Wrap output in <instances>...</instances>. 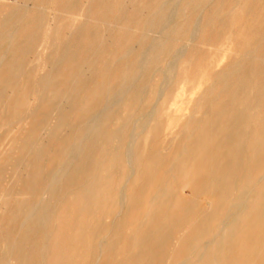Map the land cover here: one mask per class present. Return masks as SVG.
Instances as JSON below:
<instances>
[{"label": "bare ground", "instance_id": "obj_1", "mask_svg": "<svg viewBox=\"0 0 264 264\" xmlns=\"http://www.w3.org/2000/svg\"><path fill=\"white\" fill-rule=\"evenodd\" d=\"M0 1L2 4H4V2H5L4 0H0ZM12 1H13V3L10 2V4L11 3L13 4V6L11 5L12 7L6 8V6H4V7L0 6V72L7 71L8 75H9L7 78H9V80L11 81L10 85H12L13 87H16V84H18V82L23 81L24 78H26V73H25L26 68H28L32 64V60H29L27 57L28 52L30 53V51H28L30 44H33V46L35 45L34 48L36 47V44L37 45L39 44V46H41V48L43 47L42 48L43 52L37 58V64H38V68L42 69V71H43V69H45L47 67L49 68V71L47 72V74L45 76H43L39 79L34 78L32 80V82L30 80L26 79V80H24V83L17 85V87H19V86L21 87V94L19 95V98L14 103H12L11 105L8 102L9 107L7 109V112L16 111V110H18V111L20 110L22 112V110H24V105H23L22 100L25 99V100L37 102V105L35 107L32 106V108H31V112L34 114L37 111V109H40V110L43 109L45 104L48 103L52 98L60 96L64 99V102H63L64 107L62 106V108H64V109H62V112H63V110L66 111L65 106L67 104H69V106L67 105L68 107L66 109L71 108V110L73 109V111L77 110V112H79L80 115L78 117H75V119L72 121V123H68L64 117L66 115L69 116L70 111H69V114H66L65 116H64V114H62V112H59V114L61 113L64 116V117H62L63 119L61 117H59V115H57L58 119L56 118L57 119L56 123H54V121H53L51 123L52 125L48 124L49 122L45 121L47 118L45 116V119L43 120L45 123L41 124V125H37V127H36V128H38L37 130H39L38 134L39 135H41V134L50 135L51 134L50 136L53 137V135H52L53 131L61 130V132H63L64 128L67 126H68L66 128L67 130L69 127L71 129L72 126L74 124H76V122H80L81 124L79 123V125L80 126L85 125V127H82V126L80 127L78 125L77 129L80 131H77L75 129L76 131H74V133L72 134V132H73V130H72V132L70 133L71 136L69 135L70 137H66L68 139H66L67 141H66V144L64 146V150L61 149V151H62L61 157H59V155H58L61 153H58L57 151H56L57 155H56V152H54L55 153L54 155H56L58 157H54L53 154H48L46 157L43 156V154H41L42 150H44V149H42L43 147L42 148L36 147L34 144V141H33V138H35V137H33L31 140L28 137L26 131H23L19 137L12 140V142L10 143V146L8 148V152L5 155L4 160L7 162H13L15 160L17 167H18L15 170L16 173H22V174L28 176V180L26 181L25 184H22L18 189L11 190V189L5 188L6 190H1V192H0V202L2 201L0 204V264H66L65 261L72 258V257L73 258L74 257H77V258L80 257V259L86 257L87 251H85V250L88 248L89 245L86 242L87 240L85 241V238L83 237V235H81L79 233L80 228L84 227V226H82V222L79 223V221H78L75 224L77 227L73 225L74 227L71 228L70 230H68L67 233H65V234H64V230L61 227V225H59L57 230H53V228H52L55 221L60 222L62 220V218H60V213L62 211V209H61L62 203H66L67 201H72V199L79 193L76 190L75 191L72 190L71 185L68 186L71 183L66 181L68 183H65L66 185H64V182L62 183L61 181L65 180V179H69L72 176V174L74 175L75 172L80 171L79 172L80 175L79 174L78 175L81 177V173L85 172V175H86V172L88 173V172L92 171L93 174H91V177L93 178L92 175H94L96 178H93L92 180L87 178L91 181H89L88 183H85V184L83 183L80 187V190H81L80 195H83V196L88 195L87 196L88 198L89 197L92 198L91 193H93V194L95 193L94 192L95 186H97V185L100 187L105 186L102 183L105 182V179L110 178L112 172L110 171L111 174H109V176L107 177V175H108V169H107L106 175L104 174V175H101V177L97 178L99 168L96 169V167L99 166L100 164L104 165L107 162V159L105 158V156H101L98 154L95 155L94 152L97 149L99 150L100 148H102L101 143L106 138V136L111 139L110 134H108L106 131L108 130L107 129L108 125L111 123L110 118H112V117H114L113 122H115L114 123L115 124V128H114L115 130H113V136L112 137L116 141L118 139L120 140L119 136L123 133V132L121 133V131H124L126 129V127H128V125L132 121H133L132 123L135 124L134 126L132 125L133 126L132 132L129 135L128 141H126V143L123 146V154L125 153V155L123 156V159H122V164L125 167H129L132 170H134L135 166L139 165V164H137L138 158H137V151H136L137 142L141 138V136H139V135H141L147 129L146 124H148L153 118H155L154 117L155 116L154 113L156 114V112L154 111L155 107H152V109L150 111L151 113L149 115H147L146 118L142 117L143 119L137 118L135 120L134 118H132V116H130L128 109H130L131 107L133 108L134 106H130L132 100L130 101L129 92L135 88V86H134L135 84L139 85V82L137 81V80H139V79H137L138 76L135 77V75L130 74L131 73L130 71H133L134 69L136 71L138 69L137 74H139V72L140 73L146 72L147 69L152 68L154 66V60L159 58V56L161 55V51L164 49H168V50L171 49L172 50V48L173 49L177 48V50H176L177 52H178V50L183 51L185 48L189 47V45H191L193 43H197V45L205 44V45L213 46L215 43L213 40H206V39L204 40L203 39L204 29H206L208 27V25H211V28H213L215 25L214 19L218 15H220L222 12L226 11L227 10L226 8H228L230 10L232 8H235V7H243L244 9H246V8L250 9L249 11H247L248 14L246 13V16L249 17L248 21L244 19L245 24L240 28V30L235 34L229 33L224 38L225 39L224 43H226V42L230 43L229 51L230 50L235 51L238 55L244 54V52H243V48L245 46L244 42L253 38L254 33L257 32V30H258V28L254 29L255 26L253 25V21H251L252 16H254L255 14L259 15V20L254 21V23L255 24L260 23V19L264 16V0H166L167 2L161 3L162 5L159 4V1H161V0H141V4L140 3L139 4L142 6L144 5L146 10H147L146 11L147 13H145V14H147V15H145V18L136 17L134 15H132V16L130 15L131 17L128 18V15H127L128 13H127V11H125L127 9L124 10L127 14H125V15L122 14L124 16L120 15L118 13L119 12L118 10H117L118 12L115 11V8L118 5L126 3L127 5L129 4L127 6V7H129L131 4V1L135 2L137 0H81L82 7H81L80 11L77 13L76 17H74V21H73L74 22L73 25H75L77 21H80L81 27L78 30L77 29L74 30V26L72 25L66 29H59L58 31H55V33L53 35H51V37L49 39L45 36V33H48L49 31H51L52 28H51V23H50V25H46V27L44 26L46 16L50 13V11L56 12L57 10H59L60 13L69 12V9L71 7H74L73 3H72L74 1H72V0H12ZM28 1L29 2L31 1V2H30V4L28 3V5L26 6ZM162 1L164 2V0H162ZM168 2H170V3H168ZM204 2L205 3L209 2L212 5L211 9L208 11H205L203 9L201 12V9L203 7L201 9L199 7L200 13L198 12V14L196 16H194L195 18L192 19L191 15H190L191 12H189V10L191 9L190 8L191 5L193 4L192 6H194V4L196 5V4H199V3L201 4ZM71 3H72V6L70 5ZM74 3L77 5L79 3V0L77 3L76 2H74ZM55 4L57 5L56 7H55ZM69 5L71 7H69ZM202 6H204V5H202ZM118 7H120V6H118ZM134 7H136V6H134ZM192 9H193V7H192ZM199 9L197 8V9H195V11L199 10ZM140 10L142 11V8L139 9V12H140ZM143 10H145V9H143ZM122 11H123V9H122ZM192 11H194V10H192ZM120 13H122V12H120ZM224 13H226V12H224ZM53 14H55V13H53ZM188 15H190V17H188ZM206 15L209 16L208 21L204 17ZM223 15L226 16V14H223ZM78 17H82V18H78ZM222 18L223 17H221V20H222ZM224 18H226V17H224ZM242 18H244L243 13H242ZM177 19H180V21L182 19L183 22L180 23V21H179V23H180L179 25L175 24V20H177ZM183 19H186V21H184ZM205 21L207 23H205ZM79 25H77V26H79ZM154 27H155V30L160 29L159 31L157 30L159 32L158 36L156 35L157 32L154 31ZM97 28L101 29L98 39L102 38L103 43L101 44V46L99 45L100 48L98 46L96 47V49L99 48L98 50L95 49L92 52H88V51H90V49H89L88 51L85 50L86 52L84 51L85 54H82L83 48H81V47H82L83 43L85 41H87L88 35L90 34V31L92 29H94V31H95ZM213 29H212V31H214ZM60 30H62V31H60ZM234 30H235V28H234ZM142 31L146 32L147 35L149 33H150L149 35H151L150 31L156 32L155 35L157 36V38L152 39V40L150 39V42H149L148 38H146V36H147L146 35V36H143L146 38V40H144V39L142 40V38H140L141 35L139 36V34ZM212 31H209V33ZM61 32H69V33L70 32H73V33L76 32V34L74 35L72 40L67 37L69 40L66 39V41L68 40V42L63 43L58 38V35L61 34ZM95 32L97 33V31H95ZM46 38L48 39V41H47L48 43H46ZM260 38H261V36H260ZM260 38L258 37V39H260ZM93 39L94 38L92 37V40L91 39L90 40L93 42ZM98 39L96 40L97 42H98ZM146 41H147V43L149 42L148 45L146 44ZM262 43H264V42H262ZM88 44H90V43H88ZM96 44H98V43H96ZM96 44L93 42V46H95ZM90 45H92V44H90ZM139 45H142L140 50L137 47ZM86 47L87 46H85V48ZM88 47L90 48L91 46H88ZM257 47H259V46H257ZM134 48L139 50V52L136 53L137 59H135L134 62L125 61V60H127L126 57H130V55H132V54H134V57L136 56L135 53H133ZM254 51H256V50H254ZM31 52H32V50H31ZM261 52H262V50H261ZM181 53H183V52H181ZM263 53H261V54H263ZM162 54H163V52H162ZM250 54H252V53H250ZM253 55H254V52H253ZM179 56H180L179 59H177L178 63L180 62L179 68L184 69V74L181 72L179 73V71L177 72V67H176L177 63L172 64L169 61L170 63H168L169 65L167 66V70L163 74V80H164V83L165 82L168 83L169 80H172L174 77H179V76L181 77L183 75L182 82H181L182 84L180 86V90L176 93V95L173 98L169 99L168 107L163 109V111H161V112L170 114V111L174 108V111L178 114V117H177V119H170L166 127H167V129H173V128H177L178 126H180L182 132H186L189 128V123L187 121L185 122L184 120L186 119L188 113L190 111L197 112V111L201 110L200 109L201 107L199 104H195L194 106H191L192 101L195 99V93L197 92V90L202 88L203 85L207 84L208 81L207 82L202 81V79L204 77L203 73L198 74L199 69L202 68V65L199 62H195V64H193V63L191 64V61H190V63H189V61L185 57L184 53L180 54ZM195 56H197V55H195ZM162 57H163V55H162ZM245 57H246L245 59L247 60V56H245ZM249 57H251V56H248V58ZM67 58H69V60H71L73 62L74 61L77 62L76 63L77 67H76V69L71 70L68 73V75L66 76V80L62 83L63 86L58 88L56 86L57 85L56 84L57 78L62 75L60 67L62 65L63 60H65ZM119 58L121 60L125 59L124 60V63L126 62L125 64L121 62L122 64H124L123 65L124 70L120 72L119 68H117L120 74L118 73V76L116 75L115 79H112L111 67L113 66V63H114L113 61L115 59L119 60ZM225 58H226V55H224L223 58L219 60V62L221 60L223 61ZM256 58H258L259 61H264V55H258V56H256ZM132 59H133V55H132L131 60ZM118 60H115V61L117 62ZM242 60L243 59H241V61ZM253 61H254V59H253ZM156 63H158V62H156ZM253 63L254 62H252V64L251 63L250 64L253 66ZM114 66L112 68H114ZM116 66H117V64H116ZM236 67L237 66H233V68H235V70L233 72H236L237 69H239L238 67L236 69ZM248 68H249V70L247 71V73L249 76L250 75L249 71H250L251 67H248ZM189 69H191V70H189ZM224 69H226V68H224ZM228 70H226V73H224V75H223L224 77L227 76L226 74H227ZM147 72H150V70ZM258 72H260V71H258ZM132 73H134V72H132ZM231 73H232V71H231ZM231 73H228V77H226V78H229V76H231ZM262 73L263 74L261 75V77L264 75V72H262ZM150 74H152V73H150ZM237 74H239V73H237ZM147 75L149 76V73ZM232 75H234V73H232ZM235 75H236V73H235ZM87 76L95 77L97 79H96L95 85H93L92 87H89V89L85 90L84 86L86 85V82H85L86 80L85 81H82V80H83V78H85ZM145 76H146V73H145ZM145 76H143V77H145ZM218 77L215 76L213 79L217 78V80H218ZM237 78H239V76H237ZM237 78L235 80H237ZM250 78H251V80H250L251 82L244 86L242 96H240L239 92H238V95L240 96V99H238L239 102L233 101L232 98H234V96H236V95H234V96L229 97V99L227 100V103H226V104L232 105L235 108V110L236 109L238 110L237 112L240 111V113H242L244 115L239 116L238 118H235L232 116H227L226 112H223V113H226L224 115L221 114V112L223 110H219V109H221V107H223V106L224 107L227 106V105H223L224 100H221L219 102V104H211L210 111L211 112H215V111L220 112V113L216 114V116H219L221 114V116L218 117V119H217L218 123L215 122L216 121L215 119L217 118L215 116V119L213 118L215 120V121L213 120L215 122L214 126L213 125L209 126V124L213 123V121H211V122L209 121V124H207L206 127L200 129L201 131H200L197 139L193 142V145H191L189 148L187 146L183 147V149H185V150L190 149L191 151H193V154H196V155L198 154V156H200L202 159L208 160V162L210 161V165H209L211 167L210 171L211 172L215 171V174H210V178L207 181V188L213 192H215V191L219 192V196L217 197V200L213 199L210 203V206L212 207V211L208 214L207 219H205V221H203V223H201L199 225V227H197V229H196V234L200 235L199 238L201 236H205V235L208 236L212 233V231H213L212 227L214 225L213 221H215L214 219L218 218L221 215L220 212H218L219 206L223 205L224 203H227L229 201V198H231L230 202L233 201V197H232L233 193L237 189L243 188L244 180L240 184H237V182H236L237 178H234V176L237 175L236 174L237 152L240 150L246 149L245 147L247 144L245 145V142H248V140L251 138V136H249L250 135L249 129L251 128L252 123H255L256 121H258L262 117H264L263 114H260L259 112L256 114L255 113L256 110H253V109H255L254 108L255 105H254V102L251 101L250 96L248 94L249 93H257L260 96L261 90L257 89V87H255V83H256L255 79L257 78V76L254 77L252 75V77H250ZM143 79H145V78H143ZM224 80H226V79H224ZM262 80H263V78H262ZM7 81H6V83H7ZM81 81H82V83L85 82V83H83V84H85L84 86H83V84L81 85V83H80ZM259 81H261V80H259ZM147 82L149 83V81H147ZM147 82L145 83V85L147 84ZM191 82H192V86H191V88L188 89L187 85ZM218 82L222 83L223 81L219 80ZM227 82H228V80L224 83H226L227 85L233 84V82L230 83L231 81L228 83ZM116 83H117V85H119L118 87H116V91L118 90V88H119V90L117 92L115 91L112 94L111 91L112 90L114 91V89H115V88L114 89H112V88L114 87V84L116 85ZM224 83L222 85H224ZM243 83L244 82L241 81V87H242ZM258 83H260V82H258ZM262 83L264 84V82H261V84ZM142 85L145 86L143 83H142ZM152 85H153V82H152ZM215 85L216 84H214L212 86V89H214ZM222 85H220V86H222ZM6 86H7L6 84L4 85V84L0 83V89H4V90L8 89L9 85L7 87ZM88 86H89V84H88ZM88 86H87V88H88ZM165 86H166V84H164V87ZM147 87H146V89H148ZM164 87H162V88H164ZM231 87L233 88L234 86L231 85ZM143 88H145V87H143ZM143 88H141V90L138 89L140 92L138 91L137 93H135L134 97H136V99H137V97H141V93H142ZM259 88H261V87H259ZM164 89L157 93L156 101L158 99H164V100L166 99L167 92H165ZM212 89L210 87L209 92H212ZM219 89L226 91L223 89V87H221ZM262 89H264V88L262 87ZM231 90L229 89V91L231 93H233V89H231ZM147 91L148 90H146V92ZM219 91H218V93H216L217 96L214 98L218 97ZM236 91H238V90H236ZM3 92L1 95H3ZM209 92L206 94L207 96H208ZM230 92L228 94H231ZM241 92H242V89L240 90V93ZM131 93H133V92H131ZM131 93H130V96H131ZM212 93H211V95L214 96L215 94H212ZM224 94H226V92H224ZM132 96H133V94H132ZM223 96H226V95H223ZM263 96H264V94H263ZM3 97H2V99H3ZM145 97H148V96L145 95ZM236 97L238 98V96H236ZM141 98H140V100H141ZM259 98H261V97H259ZM2 99L0 102H3ZM126 99H128V100H126ZM210 99L208 98V100H210ZM261 99H263V98H261ZM57 100H56V102H57ZM142 100L144 101V99H142ZM208 100H206V101H208ZM141 101H140V103H141ZM261 101L262 100H260V99L258 100V103H259L257 105L258 108L261 104ZM65 102H67V104H64ZM95 102L98 103V105L93 110V105ZM128 102H130V104ZM203 102H204V100H203ZM208 102L211 103V101H208ZM126 103H128V106H130V107L124 106V104H126ZM207 104H209V103H207ZM51 105L52 104L50 103V106ZM137 105H139V104L137 103ZM147 105L148 104L144 105V108H142L143 111L145 109V106H147ZM140 106H139V108H140ZM224 107L222 109H226ZM117 108L119 110H117ZM197 108H199V110ZM207 108H209V107L207 106ZM51 111H52V109H51ZM139 111H142V110H139ZM203 111L205 114L206 110L203 109ZM203 111H202V113H203ZM31 112L29 111V113L26 112V114H25V112L23 111L20 114V116L18 115L19 118H17V119L20 122L26 121L30 117ZM134 112H135V110H134ZM51 113H53V112H51ZM51 113H49V115ZM130 113H131V111H130ZM134 114L135 113H133V115ZM136 114L134 116H136ZM192 115H193V113H192ZM3 117L4 116H2V119H0V120L3 121V119H4ZM190 117H192V116L190 115ZM190 117H189V119H190ZM200 117H201V115H200ZM200 117H199V119H195V120L201 121ZM50 118L51 117H48V121L50 120ZM157 118H155V119H157ZM40 120H42V118H40ZM211 120H212V118H211ZM2 121H0V122H2ZM109 121H110V123H109ZM82 122L84 123V125ZM160 122L161 121L159 120L158 123H160ZM9 123H11V122H9ZM197 123H198V121H197ZM232 124H233V127L235 126L237 128L234 129L231 133L228 130V127H231ZM75 126L76 125H74V128L77 127V126L76 127ZM156 126H159V124L155 125V127ZM217 126H221V128L224 129L223 131L226 130L225 131L226 133L228 131V133H227L228 136L230 135V133L233 134L234 131L237 133L240 132L241 138L234 140L232 143L229 142L231 144V146L224 144L223 147H221V150L217 151L213 155H209L211 149L215 146L216 140H215V137H213L212 135L214 133L213 128H215ZM190 127H191V125H190ZM193 128L191 129V131H194ZM110 131H111V129H110ZM147 132H149V131H147ZM67 135L68 134H66V136ZM190 135H192V132ZM216 135H218V132L216 133ZM222 136H223V134H222ZM228 136L226 137V139L228 138ZM246 136H247V138H246ZM51 137H49V138H51ZM182 137H183V135H182ZM53 138H51V139H53ZM254 138L257 139V138H260V136L257 137L256 133H255ZM39 139L37 142L40 141ZM56 139H57V135H56ZM35 140H37V137L35 138ZM106 140H107V138H106ZM53 141H56L55 138ZM255 141L256 140L254 139L253 142H255ZM62 142L64 143V141H62ZM35 143H36V141H35ZM45 144L46 143H44L43 146ZM57 144H59V143H57ZM122 144H123V142H122ZM50 147H52V144H50ZM56 148H58V145L56 146ZM56 148H54V150ZM60 148H61V145H60ZM60 148H59V150H60ZM50 149H52V148H50ZM114 149H116V148H114ZM185 150H184V152H186ZM112 152H113V150H112ZM118 152H119V150H118ZM48 153H50V152H48ZM242 153H243V151L241 152V155H242ZM105 154H107V153H105ZM110 154H112L111 151H110ZM116 155L118 156V154H116ZM240 157H239V159H241ZM242 157H243V155H242ZM176 158H178V156ZM91 159L94 161V162L92 161L94 163L92 166H95L93 170L91 168H90L91 170H89V167H91L90 164H89V166H87L88 165L87 162L89 160L91 161ZM116 159H118V158H116ZM47 161H48V164H45V162H47ZM111 161H115V159L114 160L112 159ZM173 161H172V164H173ZM185 161L186 162L183 161V163L180 164L179 166H176V168H178L183 173L185 172L186 167H188V165H186L187 160H185ZM240 161L241 160H239V162ZM120 162H121V158H120ZM239 162H238V164H239ZM42 164H45L46 166L45 165L43 166ZM112 164H113V162H112ZM115 166H116V164L113 167L114 169H116ZM119 166L122 167L120 165V163H119ZM170 166L172 168V165H170ZM117 167H118V165H117ZM173 167H175V166H173ZM171 168H170V170H171ZM2 169H3V167L0 168V172L4 170V169L3 170ZM118 169H119V167L117 168V170ZM135 172H134L135 173L134 177L137 179L139 177V172L138 171H135ZM76 175L74 177H76ZM117 175L113 174L112 175L113 177L111 176L113 179H110V180H114L115 176H116V178L118 177L120 179L119 174H117ZM211 175H215V176H211ZM5 176L6 175L3 174L2 177H5ZM190 176H191V174H190ZM174 177H175V175H174ZM262 177L263 176L261 175L260 178H262ZM82 179H84L83 176H82ZM78 182L82 183V181H80V180H78ZM77 183L75 185H77ZM80 183H79V185H77V187L80 186ZM72 184H73V182H72ZM124 185H126V184L124 183ZM107 187L109 188L110 185H108ZM107 187L106 186L103 187L102 190L107 188ZM112 188L111 189L109 188V189L112 190ZM125 188H126V186H125ZM162 188H164V186ZM162 188H159L158 190H160ZM122 189H124V187ZM102 190H100V191H102ZM110 190L105 189L103 191H108V194H109ZM165 190H166V188H165ZM111 192H114V191H111ZM111 192H110V194H111ZM163 192H166V191H162V194H163ZM192 192H193V190H192ZM99 193H98V189H97V194H99V195H101V193H104V192H99ZM89 194H91V196H89ZM112 194H111V196H112ZM125 198H126V196H122V197L120 196L119 201H123V203H124ZM20 199L22 201H20ZM81 199H83V197ZM93 199H95V198H92L91 201ZM100 199H101V197H100ZM105 199H106V201L108 200L106 196H105ZM109 200L111 201V199H109ZM247 200H248V198H247ZM97 201L99 202L98 199H97ZM106 201L104 200L102 202L106 203ZM110 201L107 202L108 206H109ZM114 202H116L115 199H114ZM241 203L242 202H240V204ZM93 204L96 205V203H93ZM240 204H239V206H240ZM103 205H104V203L102 204V207H103ZM262 205H264V204H262ZM108 206H107V208H108ZM120 206H122V204ZM241 206H242V204H241ZM97 207L95 206V208H97ZM91 208H93V206ZM88 209H89L88 211H91L90 207ZM79 210H81V209L79 208ZM238 210H240V209H238ZM92 211L94 212L95 209ZM70 212H71V209H70ZM120 213H122V211ZM119 214L117 211V215H119ZM101 215H102V213H101ZM110 216H113V213L110 214ZM230 216H231V213H230ZM69 217L70 216H68V218ZM115 217H116V215H115ZM99 218H100V216H99ZM113 218H114V216H113ZM76 219H78V218H76ZM73 220H74V218H73ZM82 220H84L83 222H85V221L89 222L88 220H85V219H82ZM105 220H107V219L105 218ZM110 220H113V219L111 218ZM192 220H195V219H192ZM37 223H38V225H37ZM96 223H97V221H96ZM86 224H89V223H86ZM140 224H142V223H140ZM233 225H234V223H233ZM87 227H88V225H86V228ZM92 227H93V225H92ZM112 227H113V225L111 226L110 230L112 229ZM89 229H91V228H89ZM97 229H96L95 233L98 232ZM83 230H84V228H83ZM110 230L105 231L104 235L110 237L111 235L114 236L116 234L115 233L116 230H114L115 232L110 231ZM218 230H219V234H222L221 236H225L227 233H230L233 230V226H228V223H225L223 226H220L218 228ZM88 231L89 230H87V234L89 233ZM53 233H54V235H53ZM164 236H166V235H164ZM70 240L76 241L75 244L69 245L68 242ZM79 243L82 244L83 248L79 246ZM108 243H109V241L107 240L106 245ZM106 245L102 248V250L100 252L101 255L102 254L104 255L108 251V247L105 248ZM181 245H182V247H184L183 243H179L178 248L175 249L173 251V253H171V255L169 256L170 262H172L174 264L178 263V260L176 258L179 256V253L182 249ZM215 247L216 246L211 247V252L213 250H215ZM99 248H100V246H99ZM112 248H113V246H112ZM203 253L204 252H202V254ZM101 255H99V256H101ZM206 255L208 256L207 253L206 254L204 253V255H203L204 258L202 259V262H204V263L207 262ZM61 256H62V258H60ZM200 256H202V255H200ZM93 257H94V255H93ZM76 261L74 263H76ZM182 263H183V260H182Z\"/></svg>", "mask_w": 264, "mask_h": 264}, {"label": "rangeland", "instance_id": "obj_2", "mask_svg": "<svg viewBox=\"0 0 264 264\" xmlns=\"http://www.w3.org/2000/svg\"><path fill=\"white\" fill-rule=\"evenodd\" d=\"M4 1H5L4 4H2L0 1V4H1L0 6H2V7L6 6V8L13 6L12 0H4ZM72 1H74L76 3L78 2V0L77 1L72 0ZM161 1H159V4L167 2L166 0H164V2L163 1L161 2ZM10 2H12V3L10 4ZM30 2L28 1L26 6L28 5V3L30 4ZM74 2H72L74 7H71L72 3L70 4L71 6L69 5V7H71L69 9V12L60 13L59 10H57L56 12L50 11V13L46 16L44 26L46 27V25H50V23H51V28H52L51 31H49L48 33H45V36L48 39L51 37V35H53L55 33V31H58L59 29H66L69 26L73 25L74 17H76L77 13L80 11V9L82 7L81 0H79V3L77 4L78 6ZM133 2L131 1V4L129 7H127L129 4L127 5L126 3H123L121 5L117 4L120 7L117 6L115 8V11L118 10L119 12L118 11L117 12L120 15H122V14L125 15L128 13L127 14L128 18H130L132 15H134L136 17H140V18L141 17L145 18V15H147V14H145V13H147L146 12L147 10H146L144 5L143 6L140 5L141 0H137L134 3ZM168 3H170V2H168ZM204 3L196 4L197 6L195 4H194V6H192L193 4L191 5L190 8L192 9V7H193L192 10H194V11H192L191 9L189 10V12H191V14L190 13L189 14L191 15L192 19L195 18L194 16H196L198 14V12L200 11V9L202 7L203 8L201 9V12L203 9L205 11H208L211 9L212 5L209 2H206L205 4ZM202 5H204V6H202ZM56 6L57 5L55 4V7ZM134 6H136V7H134ZM139 7L142 8L143 12L141 10L139 12V9H140ZM199 7H200V9H199ZM194 8L195 9L198 8L199 10H196L197 11L196 12ZM122 9H123V11H122ZM125 9H127V10H125ZM143 9H145V10H143ZM226 9L227 10L224 11L226 13L222 12L220 15H218L214 19L215 25H214V27L212 26L214 29L211 28V25H208V27L206 29H204L203 39L204 40L205 39L206 40H213L215 42L213 46H209V45H205V44L197 45V43H193V44L189 45V47L185 48L186 50L184 49L183 51L178 50V52H177L176 51L177 48L176 49L172 48V50L171 49H169V50L164 49L161 51V55L159 56V58L154 60V66L152 68L147 69L146 72L140 73L138 71L140 74L139 75V74H137L138 69L136 71H135V69L133 71H130L131 72L130 74L135 75V77L138 76L137 79H139V80H137L139 82V85L135 84L134 85L135 88L129 92V98H130V101L131 100L132 101H131V104H130V102H128V103L130 104V106H134L133 108L131 107L130 109H128L130 116H132V118H134L135 120L137 118L138 119L139 118H141V119L146 118L147 115H149L151 113L150 111H151L152 107H155L154 111L156 112V114L154 113V115H155L154 117L155 118L158 117V118L157 119L153 118L148 124H146L147 129L141 135H139V136H141V138L139 137L140 139L137 142V146H136L137 158H138L137 164H139V165L135 166L134 170H132L129 167H125L122 164V159H123V156L125 155V153L123 154V146L126 143V141H128L129 135L132 132L133 126L135 124L132 123L133 121L130 124L128 123L129 124L128 127H126V129L124 131H121V133L122 132L123 133L119 136L120 140L118 139L119 141L118 140L116 141L112 137L113 136V130H115L114 129L115 128V124H114L115 122H113L114 117L110 118L111 123L109 121L110 124L108 123L109 124L108 128H107L108 130L106 132L108 134H110L111 139L106 136L107 140L105 138L103 140L104 142L102 141V143H101V147H102V148H100L101 150L97 149L94 153H95V155L98 154L101 156H105V158L107 159V162L104 165H101V164L99 165L101 168L99 166L96 167V169L99 168V171L97 170L98 171L97 178L101 177V175H104V174L106 175L107 169H108L107 177L109 176V174H111V172H112L111 176L113 174L114 175L119 174L120 179L118 177L116 178V176H115L114 180H110V179H113L112 178L113 176L112 177L110 176V178L105 179V182L102 183L106 187L108 185H110V187H109L110 189L112 187L114 188V189L112 188V190H110L108 187H107L108 189L105 188L106 190H110V192L114 191V192H111V194L113 193L112 196H111L110 192L108 194V191H103L105 189L102 190V188L105 186L100 187L98 185L95 186V188H94L95 193L94 194L91 193L92 198H95L92 201H91L92 198L87 197L88 195L87 196L80 195L81 194V190H80L81 185L83 183L84 184L88 183L93 178H96L94 175H92L93 178L91 177V174H93L92 171H90L88 173L86 172V175H85V172L81 173V177L79 176L80 171L75 172L74 175L72 174V176L69 179H65V180L61 181L62 183L64 182V185H66L65 183H68V182L71 183L68 186L71 185V189L74 191L76 190L79 193L72 199V201H67L66 203H62V205H61L62 211L60 213V218H62V220L60 222L55 221L52 228H53V230H57L59 225H61V227L64 230V234H65V233H67L68 230H70L71 228L76 226L75 224L78 221H79V223L82 222V226H84V227L80 228L79 233L81 235H83V237L85 238V241L87 240L86 242L89 245L88 248L85 250V251H87L86 257L81 258V259H80V257H78V258L72 257V258L65 261L66 264H94V263L95 264H168V263L174 264V263L169 261V256L171 255V253H173V251L175 249L178 248L179 243H183L184 247H182V245H181L182 249L179 253V256L176 258L178 260L177 264H264V205H262V204H264V117L261 116L263 119L261 118L260 120L256 121L257 123L256 122L252 123L251 128L249 129V131H250L249 136H251V138L248 140V142H245V145L247 144L245 147L246 149H243V150H240L237 152V156H236V174L237 175H235L236 177L234 176V178H237L236 179L237 184H240L244 180L243 188L237 189L233 193V196H232L233 201L230 202L231 198H229V201L227 203H224L223 205L219 206L218 212H220L221 215L218 218L214 219L215 221H213L214 225L212 227L213 228L212 233L208 236H206V235L201 236L200 238H199L200 235L196 234V229H197V227H199V225L201 223H203V221H205V219H207L208 214L212 211V207L210 206L211 201L213 199L217 200V197L219 196V192H217V191L213 192L207 188V181L210 178V174H215V171H212V172L210 171L211 170V167L209 166L210 161L208 162V160L202 159L200 156H198V154L197 155L193 154V151H191L190 149L189 150L183 149V147L187 146L189 148L191 145H193V142L197 139V137L201 131L200 129L206 127L207 124H209V121L210 122L213 121L215 119L216 114L220 113L218 111L211 112L210 111L211 104H219V102L221 100H224L223 105H227V106L226 107L223 106L226 109H222L223 107H221V109H219V110H223L221 112V114L224 115L227 113V116H232L235 118H238L239 116L244 115V114L240 113V111L237 112L238 110L237 109L235 110V108L232 105H229L226 103H227V100L229 99V97L234 96V95L238 96V98L236 96H234V98H232L233 101L239 102L238 99H240V96H242V94H243V88L245 85H247L251 82L250 77H252V75L254 77L257 76V78L255 79L256 80L255 87H257V89L261 90V93H260L261 95L259 96L257 93H249L248 95L250 96L251 101L254 102V105H255L254 108L255 109H253V110H256L255 113L257 114L259 112L260 114H263V116H264V100H263L264 99V96H263L264 89H262V87L264 88V84L263 83H262L263 85L261 84V82H264V75L261 77V75L263 74L262 72H264L263 71L264 70L263 69L264 68V61H259L258 58H256V56H258V55H264V53H263L264 52V43H262V42H264V16L260 19V23H256V24L254 23V21L259 20V15L255 14L254 16H252L251 21H253V25L255 26L254 29L258 28V30H257V32L254 33L253 38L244 42L245 46H244V48L242 47L244 54L238 55L235 51H232V50H230L231 52L229 51L230 43L229 42L224 43V40H225L224 38L229 33L235 34L240 30V28L245 24L244 21L245 20L248 21L249 17L246 16V13L250 9L249 8L244 9L243 7H235V8H232L231 10L228 8H226ZM124 10L127 11V13ZM120 12H122V13H120ZM53 13H55V14H53ZM242 13H243L244 18H242ZM223 14H226V16H224ZM124 15H122V16H124ZM190 15H188V17H190ZM204 17L208 21L209 16L206 15ZM221 17H223L222 20H221ZM224 17H226V18H224ZM78 18H82V17H78ZM183 20L186 21V19H183ZM179 21H180V19L175 20V24L179 25L181 22H183L182 19H181L180 23H179ZM205 23H207V22L205 21ZM75 25H73L74 30L75 29L78 30L81 27V22L77 21ZM77 25H79V26H77ZM234 28H235V30H234ZM94 29H92L90 31V34L88 35L87 41H85L83 43V45L81 44L82 45L81 48H83L82 54H85V52H86L85 50L88 51L90 49V51H88V52H92L96 49L97 46L100 48L101 44L103 43L102 38L98 39L101 29L97 28L95 30V31H97V33L94 31ZM212 29L214 31H212ZM157 30L159 31L160 29L155 30V27H154V31H156L157 33L150 31L151 35H149L150 33L147 35L146 32L142 31L139 34V36L141 35L140 38H142V40L143 39L146 40V38H148V40L150 42V39L151 40L156 39L157 36L159 35V32ZM60 31H62V30H60ZM209 31H212V32L209 33ZM72 33L73 32H70V33L69 32H61V34L58 35V38L61 42L66 43L69 40L68 38H70L72 40L74 35L76 34V32H74L73 34ZM155 33L157 36L155 35ZM259 35L261 36V38ZM91 36L95 39V40L93 39V42L95 44L98 43L95 46H93V42L91 41L92 40ZM143 36H146V38ZM258 37L260 39H258ZM47 38H46V43H48ZM96 38L98 39V42L96 41L97 40ZM66 39H68V40L66 41ZM147 41H146V44L148 45L149 42L147 43ZM88 43H90L92 45H90ZM256 45L259 47H257ZM30 46H29L30 50L28 49V51H30V53L28 52L27 57L29 60H32V64L28 68H26V70H25L26 78H24V80L28 79L32 82V80L34 78L39 79V78L45 76L47 74V72L49 71V68L47 67V68L43 69V71H42V69L38 68L37 58L43 52V49H42L43 47L41 48V46H39V44L38 45L36 44L35 48H34L35 45L33 46V44H30ZM85 46H87V47L85 48ZM88 46H91V47L89 48ZM139 46H137V47L140 50L142 45H139ZM99 48H97L96 50H98ZM135 48H134L133 53H135V55H136V53H138L139 50L135 49ZM31 50H32V52H31ZM254 50H256V51H254ZM261 50H262V52H261ZM162 52H163V54H162ZM181 52L184 53V55L187 58V60L189 61V63H190V61H191V64L192 63L195 64V62H199L202 65V68L199 69L198 74L203 73L204 77H203L202 81H206V82L208 81L207 84L203 85V87L200 88L199 90H197V92L195 93V99L192 101L191 106H194L195 104H199L201 107V108L200 107L199 108L201 110L197 111V112L190 111L188 113L186 119L184 120L185 122L187 121L189 123V128L186 132H182L180 126H178L177 128H173V129H167L166 126H167L169 120L170 119H177V117H178V114L174 111V108L170 111V114L161 112V111H163V109L168 107L169 99L173 98L176 95V93L180 90L183 75L181 77L180 76L174 77L172 79L173 81L169 80L168 83H166V82L164 83L163 74L167 70V66L169 65L168 63H170V62L172 64L177 63V66H176L177 72L179 71V73L181 72L184 74V69L179 68L180 62L178 63V60H177L180 57L179 55L183 54ZM253 52H254V55H253ZM250 53H252V54H250ZM261 53H263V54H261ZM132 55H133V59L131 60ZM132 55H130V57H126L127 60L122 59L123 60L122 61L119 58V60L115 59V60H118L117 62L115 60L113 61L114 62L113 66L114 65L115 66H114V68H112L113 66L111 67L112 79H115L116 75L118 76L119 71L121 72L124 70L123 65L126 63V62L124 63V60L127 62L128 61L134 62L135 59H137V55L135 57H134V54H132ZM162 55H163V57H162ZM195 55H197V56H195ZM224 55H226V58L223 61L221 60L219 62V60L222 59ZM245 56H247V60L245 59L246 58ZM248 56H251L252 58L251 57L248 58ZM241 59H243V60L241 61ZM253 59H254V61H253ZM74 62L69 60V58L63 60L62 65L60 67L62 75L57 78V82H56V84H57L56 86L58 88L63 86L62 83L66 80V76L68 75V73L71 70L76 69V67H77L76 63L77 62H75V63ZM121 62L124 64H122ZM156 62H158V63H156ZM252 62H254L253 66L251 65ZM115 63L117 64V66ZM232 65L237 66L239 69H237V67H236L237 71L233 72L235 70V68H233ZM248 67H251L250 71H249L250 72L249 76L247 73V71L249 70ZM117 68H119V71ZM224 68H226V69H224ZM149 70H150V72H147ZM189 70H191V69H189ZM226 70L229 71V72L227 71L226 77H228V73H231V71H232V73H234V75H232V73H231V76H229V78L224 77L223 75H224V73H226ZM258 71H260V72H258ZM132 72H134V73H132ZM145 73H146V76L148 78L145 76ZM148 73H149V76L147 75ZM150 73H152V74H150ZM235 73L237 76H239V78H237ZM237 73H239V74H237ZM142 75L145 77H143ZM8 76L9 75H8L7 71L0 72V83H2L4 85L6 84L7 86L9 85L8 89H6V90L0 89V92H1L0 93V101H1L2 97L4 96L2 99L3 102H0V109H1L0 110V119H2V116H4L3 121L0 120V121H2V122H0V168L3 167V169H4V170L2 169L3 171L0 172V192H1V190H6V189H11V190L18 189L22 184H25L26 181L28 180V176H26L22 173H16L15 170L18 167H17L15 160L13 162H7L4 160V157L8 152V148L10 146V143L12 142V140L19 137L23 131H26L28 137L31 140L33 137H35V138L37 137V140H35V138H33L34 144L36 147H40V148L43 147L42 149H44V150H42L43 153L41 152V154H43V156H45V157L48 154H53L54 157H58V156H56L57 152L61 153V154H58L59 157H61V155H62L61 149L64 150V146H65L66 141H67L66 139H68L66 137L71 136L70 133L72 132V130H73L72 134L76 130L80 131L77 129L80 122H76V124H74L77 126V127L75 126L76 128H74V125H73L72 126L73 129L72 128L70 129V127H69L67 130L66 129L68 127L67 126L64 128L63 132H61V130L53 131L52 135L56 141H53L54 138L50 136L51 134L50 135H48V134L47 135H43V134L39 135L38 134L39 130H37L38 128H36V127H37V125H41V124L45 123L43 121L45 119V116L47 117L45 121L49 122L48 124L52 125L51 123L53 121H54V123H56V120L58 119L57 115H59V117L62 118L66 114H69V111H70L69 116L66 115L64 117L68 123H72V121L75 119V117H78L80 115V113L77 112V110L73 111V109L71 110V108L66 109L69 106V104H67V102L64 103V104L68 105V106L67 105L65 106L66 111L63 110V112H62V109H64V108H62V106L64 107V105H63L64 99L60 96H59L60 98L59 97L52 98L48 103L45 104V106L43 108L44 110L43 109H41V110L37 109V111L34 114L31 112V108H32V106L35 107L37 105V102L29 101V100H25V99L22 100L23 105H24V110H22V112L24 111L26 114V112L29 113V111H30L31 114H30V117L26 121L20 122L17 118H19V116L22 112L20 110L7 112V109L9 107L8 102L11 105L12 103H14L19 98V95L21 94V87L20 86L17 87V85L24 83V80L20 81V82L17 81L18 84H16V87H13L12 85H10L11 81L9 80V78H7ZM215 76L216 77L219 76L218 80H217V78L213 79ZM143 78H145V79H143ZM236 78H237V80H235ZM262 78H263V80H262ZM96 79L97 78H95V77L87 76V77L83 78V80L81 79L82 81L86 80L85 81L86 85L83 84L85 82L82 83V81H81L80 83H81V85L83 84V86L85 85L84 89L86 90V89H89V87H92L93 85L96 84ZM224 79H226V80H224ZM146 80L149 81V83ZM219 80L220 81L222 80L223 82L222 83L218 82ZM227 80H228V82L231 81L230 83L233 82V84L227 85L226 83H224ZM259 80H261V81H259ZM6 81H7V83H6ZM241 81L244 82L243 83L244 85L242 84V87H241ZM146 82H147L146 85L148 87L145 85ZM152 82H153V85H152ZM258 82H260V83H258ZM142 83L145 86H143ZM223 83H224V85H222ZM88 84H89V86H88ZM164 84H166V86H165L166 88L164 87ZM214 84H216L215 85L216 88L214 87V89H212V86ZM220 85H222V86H220ZM231 85L234 87L232 88ZM87 86H88V88H87ZM118 86L119 85H117V83H116V85L114 84V87L112 89H114V88L115 89H114V91L113 90L111 91L112 94L116 91V87H118ZM191 86H192V82L187 85L188 89L191 88ZM143 87H145V88H143ZM146 87L148 89H146ZM162 87H164L165 89ZM210 87H211L213 93L209 92ZM221 87H223V89L226 91L219 89ZM259 87H261V88H259ZM141 88H143L142 93H141L142 98L137 97V99H138L137 100L136 97H134V95L139 90H141ZM163 89L165 92H167L166 99L165 100L164 99H158L156 101L157 93ZM229 89L230 90L233 89V93H231L229 91ZM241 89H242V92L240 93ZM118 90H119V88H118ZM146 90H148V91L146 92ZM236 90H238V91H236ZM207 91L210 94V95L208 94V96L206 95L208 93ZM218 91H219L218 97L214 98L217 96L216 93H218ZM2 92H3V95H1ZM131 92H133V93H131ZM224 92H226V94H224ZM229 92L231 94H228ZM238 92H239L240 96L238 95ZM130 93H131V96L133 94L132 97L130 96ZM211 93L215 94V95L212 96ZM144 94L148 97H145ZM223 95H226V96H223ZM259 97H261L263 99H261ZM140 98H141V100L144 99V101L143 100L141 101ZM208 98L209 99L211 98V99L208 100ZM259 99L262 101L260 104L261 107L259 106V108H258L257 105L259 104L258 103ZM56 100H57V102H56ZM126 100H128V99H126ZM139 100L141 101L142 104L140 103ZM203 100H204V102H203ZM206 100L211 101V103L206 101ZM136 102L139 105H137ZM50 103L52 104L51 106H50ZM128 103H126L127 105L124 104V106L130 107V106H128ZM207 103H209L210 105ZM146 104H148V105L145 106V109H144L145 112H144L142 108H144V105H146ZM97 105H98V103L95 102L93 105V110L97 107ZM139 106H140V108H139ZM207 106L209 108H207ZM50 108L52 109V111ZM199 108H197V109L199 110ZM203 109L206 110L205 114H204ZM117 110H119V109L117 108ZM134 110H135V112H134ZM139 110H142V111H139ZM130 111H131V113H130ZM202 111H203V113H202ZM51 112H53V113H51ZM59 112H62V114H64V116L61 113L59 114ZM223 112H226V113H223ZM49 113H51V114L49 115ZM133 113H135V114L137 113L136 116H134L135 114L133 115ZM192 113H193V115H192ZM221 114L219 116H216L217 117L215 119L216 121L214 120L216 123H218L217 119H218V117L221 116ZM190 115L192 117H190ZM200 115H201V117H200ZM48 117H51L49 121H48ZM189 117L191 120L189 119ZM199 117L201 118V121L195 120V119H199ZM40 118H42V120H40ZM211 118H212V120H211ZM158 119L161 121L160 123H158V121H159ZM197 121L199 124L197 123ZM214 121H213V123L209 124V126H212V125L214 126V123H215ZM9 122H11V123L13 122V123L11 124ZM157 124H159V126L155 127V125H157ZM83 125H84V123H83ZM190 125H191V127H190ZM82 127H85V125ZM192 128L194 131H191ZM236 128L237 127H235V126L233 127V124H232L231 127H228V130L232 133V131ZM110 129H111V131H110ZM223 130L224 129L221 128V126H217V127L213 128L214 133L212 136L215 137L216 141H215V146L211 149L209 155H213L217 151L221 150V147H223L224 144L231 146L230 143H232L236 139L241 138L240 132L237 133L234 131L233 134L230 133V135L228 136L227 135L228 131L226 133L225 132L226 130L225 131H223ZM147 131H149V132H147ZM191 132H192V135H190ZM217 132H218V135H216ZM255 133H256V136L257 137L260 136V138H257V139L254 138ZM66 134H68V135L66 136ZM222 134H223V136H222ZM56 135H57V139L59 141L56 139ZM182 135H183V137H182ZM227 136L229 138V139L227 138L228 140L226 139ZM49 137H51L53 139H51ZM246 138H247V136H246ZM38 139L40 140L39 142H37ZM254 139L256 140L255 142H253ZM35 141H36V143H35ZM62 141H64V143ZM122 142H123V144H122ZM44 143H46V144L43 146ZM49 143L52 144V147H50ZM57 143H59L61 145V148H60V145ZM57 145H58V148H56ZM49 147L52 148L53 150L50 149ZM54 148H56V149L54 150ZM59 148H60V150H59ZM114 148H116V149H114ZM112 150H113V152H112ZM118 150H119V152H118ZM184 150L186 152H184ZM110 151L112 154H110ZM242 151H243V153H242L243 157L241 155ZM48 152H50V153H48ZM54 152H56V155H54L55 154ZM105 153H107V154H105ZM116 154H118V156ZM177 156H178V158H176ZM115 157L118 159H116ZM239 157L241 159H239ZM120 158H121V162H120ZM112 159L113 160L115 159V161H111ZM185 160H187L186 165H188V167H186V170L183 173L178 168H176V166H179L180 164H182L183 161L186 162ZM239 160H241V161L239 162ZM92 161L93 160L91 159V161L89 160L87 162V164H88L87 166H89V164L91 165V167H89V170H91V169L93 170L95 167V166H92L94 164L93 163L94 161L93 162ZM172 161H173V164H172ZM112 162H113V164L114 163L116 164V166H115L116 169L113 168L115 164L113 165ZM118 162L120 163V165L122 167L119 166ZM238 162H239V164H238ZM45 164H48V161L45 162ZM45 164H42V165L44 166ZM117 165H118L120 170L119 169L117 170V168H118ZM170 165H172V168ZM173 166H175V167H173ZM170 168H171V170H170ZM135 171L139 172V177L137 179L134 177V174L136 173ZM2 173L6 176L2 177L3 176ZM190 174H191V176H190ZM75 175H76V177H74ZM174 175H175V177H174ZM261 175L263 176L262 178H260ZM82 176L84 179H82ZM211 176H215V175H211ZM76 178L78 180L82 181V183L78 182V180ZM87 178H89L91 180H89ZM66 181H68V182H66ZM72 182L74 185L72 184ZM75 182L77 183V185H79V183H80V186L77 187V185H75L76 184ZM124 183L126 185H124ZM122 186L124 187V189H122L123 188ZM125 186H126V188H125ZM163 186H164V188H162ZM159 188H162V189L158 190ZM165 188H166V190H165ZM97 189H98V193L99 192L105 193V194L101 193V195L103 197L101 195H99L100 193L97 194ZM100 190H102V191H100ZM192 190H193V192H192ZM162 191H166V192H163V194H162ZM91 194H89V196H91ZM103 194L107 197V199H108L107 201H106L105 196ZM120 196L121 197L126 196L124 203H123V201H119ZM82 197H83V199H81ZM100 197L102 200L100 199ZM247 198H248V200H247ZM97 199L99 200V202L97 201ZM109 199H111L112 202ZM114 199L116 200V202H114ZM104 200L106 201V203L102 202ZM20 201H22V200L20 199ZM108 201H110L109 206L107 205ZM1 202H0V204H1ZM240 202H242L241 203L242 206H241ZM93 203H96V205ZM103 203L105 206L103 205V207H102ZM121 204H122V206H120ZM239 204H240V206H239ZM81 205L82 206L84 205V206L82 207ZM92 206L95 209L94 212L92 211V210H94L93 208H91ZM95 206L96 207L98 206L97 207L98 209L95 208ZM107 206H108V208H107ZM89 207H90L91 211H88ZM79 208L81 210H79ZM70 209H71V212H70ZM238 209H240V210H238ZM117 211H118V214L121 211H122V213L117 215ZM101 213H102V215H101ZM112 213H113L114 218H113V216H110V214H112ZM230 213H231V216H230ZM115 215H116V217H115ZM68 216H70V217L68 218ZM99 216L101 219L99 218ZM73 218H74V220H73ZM76 218H78L79 220ZM105 218L107 220H105ZM111 218L113 220H110ZM82 219L88 220L89 222H87V221L83 222L84 220H82ZM192 219H195V220H192ZM96 221H97V223H96ZM86 223H89L90 225L86 224ZM140 223H142V224H140ZM225 223H228V226H233V230L230 233H227L225 236H221L222 234H219L218 228L220 226H223ZM233 223H234V225H233ZM37 225H38V223H37ZM86 225H88L87 228H86ZM92 225L94 228L92 227ZM112 225H113V227L114 226L115 227L114 228L112 227V229L110 230ZM83 228H84V230H83ZM89 228H91V229H89ZM96 229L98 230V232L95 233ZM87 230H89L88 231L89 235L87 234ZM107 230H110V231L116 230V232L114 231L116 234L114 236L111 235L110 237L105 236L104 233ZM53 235H54V233H53ZM164 235H166V236H164ZM107 240L109 241V243L106 245ZM75 242L76 241L70 240L68 242V244L74 245ZM105 245H106L105 248L108 247V251L104 255L103 254L101 255L100 252ZM79 246L83 248L81 243H79ZM99 246H100V248H99ZM112 246H113V248H112ZM212 246H216V247H215V250H213L211 252ZM202 252H204L205 254L206 253L208 254V256L206 255L207 262H205V263L202 262V259L204 258V256H203L204 253L202 254ZM93 255H94V257H93ZM99 255H101V256H99ZM200 255H202V256H200ZM62 256L60 258H62ZM182 260H183V263H182ZM75 261H76V263H74Z\"/></svg>", "mask_w": 264, "mask_h": 264}]
</instances>
